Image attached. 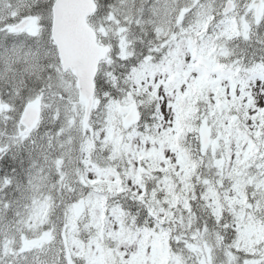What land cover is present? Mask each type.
<instances>
[{"label":"snow or ice","instance_id":"1","mask_svg":"<svg viewBox=\"0 0 264 264\" xmlns=\"http://www.w3.org/2000/svg\"><path fill=\"white\" fill-rule=\"evenodd\" d=\"M0 264H264V0H0Z\"/></svg>","mask_w":264,"mask_h":264}]
</instances>
